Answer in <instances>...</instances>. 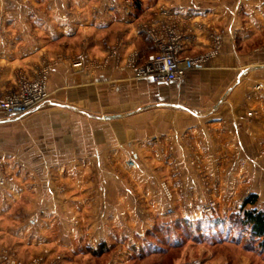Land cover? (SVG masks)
Listing matches in <instances>:
<instances>
[{"label":"crops","instance_id":"1","mask_svg":"<svg viewBox=\"0 0 264 264\" xmlns=\"http://www.w3.org/2000/svg\"><path fill=\"white\" fill-rule=\"evenodd\" d=\"M161 10L185 33L189 55L224 31L216 57L168 84L125 66L133 50L154 51L138 27L162 24ZM81 53L89 60L74 67ZM45 65L48 101L0 122V179L9 176L0 264H96L90 248L134 244L163 216L160 179L175 191L179 218H199L182 201L212 196L221 214L251 194L264 202V0H0L1 85ZM131 158L138 169L126 167ZM197 244L186 242L171 264H253L244 250L231 261L240 245ZM163 255L142 264H164Z\"/></svg>","mask_w":264,"mask_h":264},{"label":"built area","instance_id":"2","mask_svg":"<svg viewBox=\"0 0 264 264\" xmlns=\"http://www.w3.org/2000/svg\"><path fill=\"white\" fill-rule=\"evenodd\" d=\"M164 16H168L166 10H162ZM139 31L145 32L151 38L155 52L141 62L138 51H132L125 60V66L134 72L136 78L150 79L155 83L168 84L180 81L191 70L206 65L210 59L219 54L223 44V30H215L211 33V46L202 53L189 55L186 53V35L180 29L176 21L166 22L158 26L148 24L139 25ZM106 49L110 51V56L119 58L116 47L108 42L104 43ZM89 56L81 53L73 61L74 67H82L88 62ZM49 67L43 66L34 77L22 78L12 87L5 88L0 83V120L18 118L25 116L45 104L50 98L48 90ZM262 88L263 85H258ZM151 142L157 144L158 141L153 139ZM159 157L160 155L156 153ZM197 169L201 170V165L192 161ZM127 165L136 168L137 163L132 158L127 161ZM7 178L3 176L0 179V185L6 182ZM162 188L166 194V198L173 200V192L165 182H162ZM206 189H210V185H205ZM216 208V201L212 196L203 206L205 212H212ZM8 264H19L15 260L7 261Z\"/></svg>","mask_w":264,"mask_h":264},{"label":"trees","instance_id":"3","mask_svg":"<svg viewBox=\"0 0 264 264\" xmlns=\"http://www.w3.org/2000/svg\"><path fill=\"white\" fill-rule=\"evenodd\" d=\"M150 54L141 56V61H145ZM256 202L257 195L251 194L244 200L239 211L231 212L226 217L216 213L206 214L195 220L180 217L171 224L155 226L149 231V237L157 239L149 245L145 254H167L168 247L180 249L186 242L192 241L210 246L230 242L264 255V209L255 207ZM247 204H252L253 207L248 209ZM107 251L106 243L103 242L97 250H92V254L101 256Z\"/></svg>","mask_w":264,"mask_h":264},{"label":"rangeland","instance_id":"4","mask_svg":"<svg viewBox=\"0 0 264 264\" xmlns=\"http://www.w3.org/2000/svg\"><path fill=\"white\" fill-rule=\"evenodd\" d=\"M161 13H162V10H161ZM164 17L167 18L166 19V22H169V21L170 22H173V21H175V20H172L171 18H169V16H167V15L164 16ZM138 29H139V27H138ZM133 51H138V50H133ZM220 51H221V49H220ZM220 51H219V53H220ZM154 52H155V48H154V51L152 53H154ZM139 58H140V53H139ZM140 61H141V58H140ZM141 62H143V61H141ZM34 76H35V74H34ZM34 76H32V77H34ZM48 77H49V75H48ZM26 78H31V77H26ZM0 83H1V81H0ZM7 88H9V87H7ZM1 127H5V126H1ZM6 127H7L6 130H8V131H9L8 128H11L9 125H6ZM8 142H9V144L13 145V142L11 143V140H8L7 139V143ZM155 157H158V156L155 155ZM2 162L3 163H6L8 161L5 160V159L3 160L2 158H0V165L3 164ZM126 167H129L130 169H138V165H137L136 168H132V167H130V166L127 165V162H126ZM21 168L24 169V167H22V166H21ZM4 176L6 178L9 177L7 175H4ZM162 182H165L166 184H168V186L170 187V190L173 192L174 197H173V200L172 201H170V200H168L166 198V194H165V192H164V190L162 188V184H161ZM159 190H160V192H161V194L163 196L165 205H163V216L158 217L156 219L157 221L155 222V226L168 225V224H171L175 220V218H179V217H177L178 214L176 213V207H177V202L178 201H176V199H175V191L172 189L171 185L168 183L167 180L160 179V181H159ZM207 201H208V199L205 200V201H203V202H192V201H188L187 203H185V202L182 201V205H184L186 207V209L189 210V212H190L189 214L190 215L196 214L197 216H199V218L204 217V215H206V214H209L210 215V214H213V213H216L217 215H219L221 217H223L225 215V217H226L231 212L239 211L241 205L244 202V201H239V202L232 203V207L229 208V209L227 208L226 209V212L225 211L224 212L222 211V214H221L220 209H219V203L216 200H215L216 201V208L212 212H210V213L209 212H205V210H203V206L205 205V203ZM251 207H253L252 204H247L246 205V208H248V209L251 208ZM255 207H257L260 210L261 209H264V202H262L260 204H255ZM193 216H195V215H193ZM149 236H150L149 233H147L146 235H144L142 237L141 236L140 237H137L136 238V242L134 244H130V245H125V243H119V242H116V243L113 242V244H110V245H107L106 244V247L108 248V251L105 252L104 254H102L101 256H95V255H93L92 254L93 248H90V251L89 252H90L91 256L95 257V263L96 264H114L115 263L114 261L116 259H118V260L123 259V261H125V262L130 261L129 263L142 264V260H145L146 257H148L149 255L153 254V253H148V254L146 253L145 254V252L149 250V246L144 245L143 244V241H146L147 239H150L151 241H155L157 239V238H153V237H149ZM227 243H230V242H227ZM198 244H204V246L210 248V245H208L206 243H198ZM198 244L195 245V246H198ZM221 244H223V243H221ZM231 244H235V243H231ZM235 245H240V244H235ZM185 246L186 245H184V247ZM184 247L183 248H180V249H173L171 247H168V253L163 255L165 257L164 264H171L172 257H174V256H176V257L177 256H180L181 253L184 250ZM98 248H99V246H97V248L94 249V250H97ZM216 248H218L217 251H220L221 250V247L220 246L218 247V245H216ZM242 250H244L243 251L244 252V255H246V256H248L249 258L252 259L253 264H264V255H262L260 253H257L255 251L245 250L242 246H241V249L240 250L238 248H236V250L234 251V254H236V256H233V254H232L231 257H230L231 258V261H232V259L234 257H237L240 253H242ZM141 251H142V253L140 254ZM231 251L233 253V250L232 249H231ZM15 261L19 263V261H17V260H15ZM37 262H38V259L34 262V264H36ZM22 264H24V263H22Z\"/></svg>","mask_w":264,"mask_h":264},{"label":"water","instance_id":"5","mask_svg":"<svg viewBox=\"0 0 264 264\" xmlns=\"http://www.w3.org/2000/svg\"><path fill=\"white\" fill-rule=\"evenodd\" d=\"M23 117V116H21ZM21 117H18V118H12V119H6V120H0V122H8V121H13V120H16V119H19ZM100 118H106L105 116H100Z\"/></svg>","mask_w":264,"mask_h":264}]
</instances>
